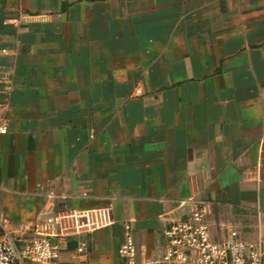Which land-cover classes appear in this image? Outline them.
Instances as JSON below:
<instances>
[{
    "label": "crops",
    "instance_id": "obj_1",
    "mask_svg": "<svg viewBox=\"0 0 264 264\" xmlns=\"http://www.w3.org/2000/svg\"><path fill=\"white\" fill-rule=\"evenodd\" d=\"M0 118L12 230L86 211L87 264H122L124 222L153 257L193 197L264 239V0H0Z\"/></svg>",
    "mask_w": 264,
    "mask_h": 264
},
{
    "label": "built area",
    "instance_id": "obj_2",
    "mask_svg": "<svg viewBox=\"0 0 264 264\" xmlns=\"http://www.w3.org/2000/svg\"><path fill=\"white\" fill-rule=\"evenodd\" d=\"M135 93H140V87L135 88ZM6 132V120L0 118V134ZM81 194L88 196L86 192ZM52 196L53 193L48 194L49 198ZM178 206L183 212L164 218L168 220L162 228L164 241L153 257H141L130 220L124 222L123 239L117 248L122 264H264L261 236L245 240L231 231L228 237L216 238L202 201L189 197L179 200ZM186 206L190 208H184ZM67 218H71L73 225L65 227V232L57 231L54 226L61 225ZM89 219L88 213L81 210L68 216L41 212L33 228L20 226L12 230L0 211V264H59L55 262L61 251L67 250V234L70 233H66V228H72L71 234L78 235L77 264H87V237L97 225Z\"/></svg>",
    "mask_w": 264,
    "mask_h": 264
},
{
    "label": "rangeland",
    "instance_id": "obj_3",
    "mask_svg": "<svg viewBox=\"0 0 264 264\" xmlns=\"http://www.w3.org/2000/svg\"><path fill=\"white\" fill-rule=\"evenodd\" d=\"M71 243H74V240L69 239V244H71ZM63 253L64 254H61L62 256L60 255V260H61V257H63V258H67L70 261V264H77V253H76L75 249L73 248V246H71L69 248V250H67ZM28 264H41V263L28 262Z\"/></svg>",
    "mask_w": 264,
    "mask_h": 264
},
{
    "label": "trees",
    "instance_id": "obj_4",
    "mask_svg": "<svg viewBox=\"0 0 264 264\" xmlns=\"http://www.w3.org/2000/svg\"><path fill=\"white\" fill-rule=\"evenodd\" d=\"M73 244V243H72Z\"/></svg>",
    "mask_w": 264,
    "mask_h": 264
}]
</instances>
